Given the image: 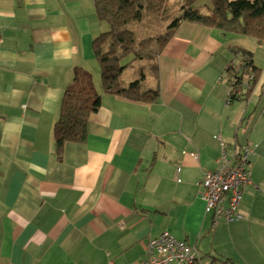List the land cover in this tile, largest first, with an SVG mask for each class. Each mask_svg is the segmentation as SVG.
I'll list each match as a JSON object with an SVG mask.
<instances>
[{"label":"crops","instance_id":"obj_1","mask_svg":"<svg viewBox=\"0 0 264 264\" xmlns=\"http://www.w3.org/2000/svg\"><path fill=\"white\" fill-rule=\"evenodd\" d=\"M107 30L95 0H0V264H139L163 233L195 246L202 264H264L261 43L181 22L145 82L159 97L143 105L102 92L92 43ZM236 49L261 72L231 101ZM77 68L94 85L99 73L101 104L84 142L58 153L53 127ZM243 148L252 156L241 219L213 229L203 174L222 149Z\"/></svg>","mask_w":264,"mask_h":264},{"label":"trees","instance_id":"obj_2","mask_svg":"<svg viewBox=\"0 0 264 264\" xmlns=\"http://www.w3.org/2000/svg\"><path fill=\"white\" fill-rule=\"evenodd\" d=\"M200 1L178 0L172 3L174 6H169V0H95L97 20L108 25V30L98 35L92 43L102 92L128 102L143 105L155 103L159 90L147 87L145 82L147 78H156V57L181 22L264 42V0H205L203 4H198ZM146 16L159 19L164 30L155 36L138 39L128 25L140 22ZM241 52L248 60L240 74L229 70L226 72L234 80L229 94L231 101L248 96L261 72L253 64L251 53ZM132 67H135V73L140 78L124 85L122 73ZM245 84L249 89H244ZM100 104L101 94L95 88L91 73L81 68L75 69L73 82L64 94L59 118L53 127L58 153L65 143L84 142L88 118L98 110ZM224 264L233 263L226 260Z\"/></svg>","mask_w":264,"mask_h":264},{"label":"built area","instance_id":"obj_3","mask_svg":"<svg viewBox=\"0 0 264 264\" xmlns=\"http://www.w3.org/2000/svg\"><path fill=\"white\" fill-rule=\"evenodd\" d=\"M233 55L234 60L228 63L227 69L239 75L248 57L241 50H234ZM228 80L231 90L234 80L229 76ZM244 89H249V86L245 84ZM190 155L197 157L195 153ZM251 156L252 152L245 148L234 149L230 156L222 149L217 167L203 174L199 196L204 203V216L209 218L213 229L221 223L229 224L241 219L238 207L244 188L251 183L247 169ZM108 264L115 263L110 261ZM139 264H202V257L195 246L163 233L146 244L145 258Z\"/></svg>","mask_w":264,"mask_h":264},{"label":"rangeland","instance_id":"obj_4","mask_svg":"<svg viewBox=\"0 0 264 264\" xmlns=\"http://www.w3.org/2000/svg\"><path fill=\"white\" fill-rule=\"evenodd\" d=\"M169 1H170L169 6H172L173 5L172 3L176 2L178 0H169ZM204 2H205V0H202L198 4H203ZM128 28H130L132 31H134V33L138 39H141V38H146V37H150V36H155L156 34L161 33L164 30V25L161 24L159 19L146 16L140 22L129 24ZM248 39L254 40L252 38H248ZM241 46L242 45H237L238 48H240ZM259 46H260V49L264 51V42L261 43ZM254 55L257 56L256 53H254ZM127 61H128V59L125 62H127ZM258 64H259V67H261V69L263 70V77H264V58H261L260 60H258ZM99 73L97 75H95V78H96L95 79V85L97 86L98 89L100 88L99 83H98ZM136 74L137 73H135V67H132L130 69H126V71H124L122 73V76H121V80H122L123 84L127 85V84H129L135 80H138L140 78V76H138ZM146 84L149 86V84H150L149 78H147ZM99 91H100V89H99ZM226 239H227V237L225 238L224 241H226ZM199 250L202 251L201 249H199ZM224 260L225 259H221V258L217 259L216 258L215 261H212L209 263H211V264H224L223 263ZM203 261H204V264H209L208 262L205 261V259Z\"/></svg>","mask_w":264,"mask_h":264}]
</instances>
